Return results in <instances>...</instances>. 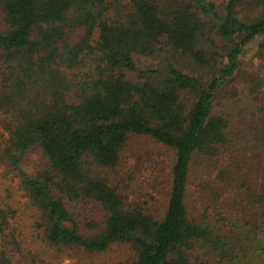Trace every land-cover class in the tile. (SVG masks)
Wrapping results in <instances>:
<instances>
[{
	"label": "trees",
	"instance_id": "16d2710c",
	"mask_svg": "<svg viewBox=\"0 0 264 264\" xmlns=\"http://www.w3.org/2000/svg\"><path fill=\"white\" fill-rule=\"evenodd\" d=\"M221 1L0 0V167L19 171L45 246L96 254L127 244L133 256L120 264H264L262 224L247 230L232 212L211 218L205 200H189L199 161L228 163L219 99L236 93L249 50L264 57V0ZM133 135L174 152L161 217L119 179ZM35 149L43 167L31 172L23 164ZM6 192L0 264H53L22 239ZM255 200L264 210V181ZM68 203L98 208L90 231Z\"/></svg>",
	"mask_w": 264,
	"mask_h": 264
},
{
	"label": "rangeland",
	"instance_id": "374dc122",
	"mask_svg": "<svg viewBox=\"0 0 264 264\" xmlns=\"http://www.w3.org/2000/svg\"><path fill=\"white\" fill-rule=\"evenodd\" d=\"M215 1L217 4L222 2ZM245 14L246 11L240 13L241 16ZM252 52L249 50L244 72L235 83L236 93L220 98L218 103V110L227 113L230 119L232 143L221 158L228 163L214 161L206 167L205 162L199 161L194 168L196 175L189 199L196 206V202L205 200L211 218L216 208L232 212L236 220L250 222L247 230H252L253 222L264 228V210L255 200L264 181V57ZM153 63L148 58L138 60L141 67ZM198 75L208 77L207 71H199ZM42 160L41 152L32 150L23 168L34 172L43 167ZM173 160L172 149L151 138L133 135L118 170L119 179L129 188L126 190L129 197L159 217L165 213L167 205ZM221 171L227 176L219 177ZM197 181L201 182V187ZM19 182L18 170L0 167V194L6 195L9 188L13 195L10 202L19 214L16 225L21 228L22 239L36 243L35 249L41 244L43 256L53 264H120L133 256V250L127 244H114L107 251L96 254L77 249L48 248L37 233H33L31 210L26 206ZM204 187L207 190L203 192ZM68 207L84 232L91 230L88 226L91 220L99 219L100 211L93 204L68 203ZM263 240L260 238V246ZM50 251L57 253L53 255Z\"/></svg>",
	"mask_w": 264,
	"mask_h": 264
}]
</instances>
